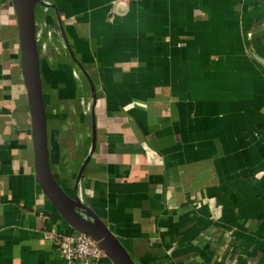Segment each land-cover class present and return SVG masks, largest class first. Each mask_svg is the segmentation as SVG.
<instances>
[{"label":"crops","instance_id":"crops-1","mask_svg":"<svg viewBox=\"0 0 264 264\" xmlns=\"http://www.w3.org/2000/svg\"><path fill=\"white\" fill-rule=\"evenodd\" d=\"M37 16L82 80L41 76L63 191L135 264H264V0H40ZM88 78L89 119L65 133L55 114L81 110ZM76 232L37 181L17 15L0 0V264H66L54 239Z\"/></svg>","mask_w":264,"mask_h":264},{"label":"water","instance_id":"water-1","mask_svg":"<svg viewBox=\"0 0 264 264\" xmlns=\"http://www.w3.org/2000/svg\"><path fill=\"white\" fill-rule=\"evenodd\" d=\"M12 4L17 15L21 69L31 115L34 167L37 181L61 216L74 229L90 236L113 264H135L106 226L84 204L82 205L89 215L79 212V207L76 205V201L79 199L69 197L51 173L46 112L36 40L35 8L37 4H40V0H12ZM67 46H69L68 43ZM71 56L73 57L72 54ZM79 179L80 174L77 183Z\"/></svg>","mask_w":264,"mask_h":264},{"label":"rangeland","instance_id":"rangeland-1","mask_svg":"<svg viewBox=\"0 0 264 264\" xmlns=\"http://www.w3.org/2000/svg\"><path fill=\"white\" fill-rule=\"evenodd\" d=\"M45 12H47V9L45 10V7L42 6V13H45ZM36 20L37 21L39 20V22H37L38 23L37 24L38 27L42 28V31L40 33H38V37L42 38L43 37V33H44V34H46L45 41L49 42L48 47H47L46 43H44V47L42 49H41V43L38 42L39 49H41L40 50V56L41 57L43 55H46L48 57L51 56L49 61L48 60L46 62L43 61L42 64H41V61H40V68H41L40 71H41V74H42L41 76L43 78H47L50 74H52L53 72L57 71V74L60 76V78H62L63 74L66 73L64 68L69 66V68L71 67V69H72L75 64H73L71 61L69 62L68 57H67L68 55L64 51H62L64 49L62 48L60 40L54 34L51 33L52 31L49 29L51 27V25L48 23L47 17L41 18V17L37 16ZM42 65H43V68H42ZM75 74L78 75L77 72H74V75ZM70 77L71 76L67 75V73H66V78H67L66 81L67 82H68L69 79L72 80V81H76L77 80L76 77H72V79ZM54 80H55L54 83H56L54 85L58 84L56 87H64L65 86L64 85L65 83H60V82H59L60 84L57 83V81L59 79L56 78ZM69 96L72 97L71 95H68V93H67L66 97L68 99H69ZM80 100H81V97H80ZM68 101H67V103L64 104V101L63 102H61V101L59 102V100H58L57 103L54 104L55 108H58L60 104H64L63 107H62V111L58 112L57 114H55L54 118H55V123L56 124H54V125H57V124L59 125L60 124V125H62L64 127L58 126V129L61 128L62 130H64V128H65V133L75 134V133L79 132L78 130H80V126L63 125L64 120L65 121L66 120H68V121L76 120L75 119L77 117L76 113L78 112L77 114L79 116H81L82 121L87 122L88 119H89V111L86 112V106L81 101H80L81 110L79 109V111H76V107H77L75 105L76 102H74L73 100L72 101L70 100L71 102L70 101L68 102ZM59 109H61V108H59ZM54 118H53V120H54Z\"/></svg>","mask_w":264,"mask_h":264},{"label":"built area","instance_id":"built-area-1","mask_svg":"<svg viewBox=\"0 0 264 264\" xmlns=\"http://www.w3.org/2000/svg\"><path fill=\"white\" fill-rule=\"evenodd\" d=\"M54 241L66 264H95L105 256L98 244L80 231L74 234H59Z\"/></svg>","mask_w":264,"mask_h":264},{"label":"bare ground","instance_id":"bare-ground-1","mask_svg":"<svg viewBox=\"0 0 264 264\" xmlns=\"http://www.w3.org/2000/svg\"><path fill=\"white\" fill-rule=\"evenodd\" d=\"M45 5H48V3L46 2L45 3ZM47 9V7H45V10ZM41 21V20H40ZM37 22H39V20L38 21H36V24H38ZM71 53V52H70ZM74 59V58H73ZM75 60V59H74ZM75 62H76V60H75ZM76 64L80 67V64H78L77 62H76ZM75 76H76V78L79 80V85H80V87H81V83H82V80L80 79V77L77 75V74H75ZM91 81L89 82V78H88V86H89V89H90V91H91V93H90V95H89V92L86 94V96H82L81 97V102L82 103H84V105L86 106V112L87 111H89V109H90V100H92L93 99V96H94V93H93V88L91 87ZM83 85V84H82ZM80 200H82V199H80ZM80 200H78V201H76V205L77 206H79V212H81V213H83L82 211H83V209L81 208L80 209V206L82 207L83 205H82V203H81V201Z\"/></svg>","mask_w":264,"mask_h":264}]
</instances>
